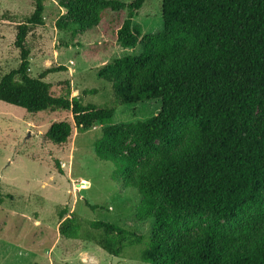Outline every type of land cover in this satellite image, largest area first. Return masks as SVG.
<instances>
[{"label":"trees","instance_id":"16d2710c","mask_svg":"<svg viewBox=\"0 0 264 264\" xmlns=\"http://www.w3.org/2000/svg\"><path fill=\"white\" fill-rule=\"evenodd\" d=\"M45 1L34 0L15 27L19 64L0 78V102L29 114L67 112L82 132L104 125L95 156L115 166V183L140 196L137 221L153 222L144 264H264V0H161L162 31L144 36L133 18L145 0H59L58 30L104 28L109 11L123 15L120 47L142 46L137 57L113 59L96 73L116 104L159 100L156 116L128 125L110 124L111 108L71 99L68 83L54 95L43 78L64 67L30 76L27 36L44 24ZM72 130L55 122L44 138L64 146ZM89 226L99 235L85 238L114 257L144 241L118 225ZM58 232L81 235L66 219Z\"/></svg>","mask_w":264,"mask_h":264},{"label":"rangeland","instance_id":"374dc122","mask_svg":"<svg viewBox=\"0 0 264 264\" xmlns=\"http://www.w3.org/2000/svg\"><path fill=\"white\" fill-rule=\"evenodd\" d=\"M33 5L34 0H0V78L19 64V52L13 46L15 27L33 12ZM64 13L59 0L45 1L44 24L27 36L30 76L64 67L43 78L53 94L59 95L62 83H68L71 99L111 108L110 124L128 125L156 116L161 110L159 100L116 104L111 86L96 76L113 59L137 57L142 51L140 44L123 49L117 42L123 15L105 11L104 28L63 32L56 23L64 19ZM133 25L141 36L162 31L161 0H145ZM60 121L73 126L64 146L44 138L49 127ZM103 126L96 124L82 132L67 112L29 114L0 102V264H144L140 254L147 247L153 222L137 221L140 196L115 183V166L95 156L94 143L101 138ZM85 202L98 208L92 210ZM63 208L67 213L60 220ZM65 219L80 225L78 239L59 234ZM94 221L124 227L144 241L127 246L119 257L111 256L85 238L99 235L89 226Z\"/></svg>","mask_w":264,"mask_h":264}]
</instances>
